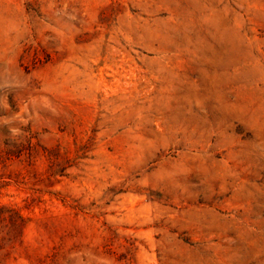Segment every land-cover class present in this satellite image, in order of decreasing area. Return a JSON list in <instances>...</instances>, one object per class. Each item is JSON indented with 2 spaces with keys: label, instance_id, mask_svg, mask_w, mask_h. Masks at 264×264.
<instances>
[{
  "label": "rangeland",
  "instance_id": "obj_1",
  "mask_svg": "<svg viewBox=\"0 0 264 264\" xmlns=\"http://www.w3.org/2000/svg\"><path fill=\"white\" fill-rule=\"evenodd\" d=\"M0 264H264V0H0Z\"/></svg>",
  "mask_w": 264,
  "mask_h": 264
}]
</instances>
